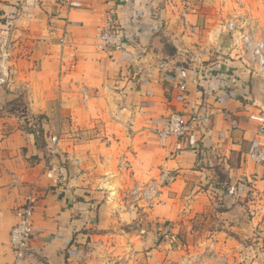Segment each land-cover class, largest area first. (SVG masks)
Instances as JSON below:
<instances>
[{"label": "crops", "instance_id": "1", "mask_svg": "<svg viewBox=\"0 0 264 264\" xmlns=\"http://www.w3.org/2000/svg\"><path fill=\"white\" fill-rule=\"evenodd\" d=\"M192 1L0 0V95L8 93L10 101L26 90L29 102H40L44 87L52 96L57 72L50 65L57 62L63 81H78L88 92H112L122 102H146L141 118L129 124L134 130L120 141L128 151L137 146L132 179L158 184L163 170L173 175L160 185L162 203L132 225L138 217L133 205L121 200L115 208L110 189L88 196L66 175L67 187L58 186L63 172L46 163L35 134L14 126L20 122L16 114L1 112L0 264H159L151 228L163 231L175 214L169 203L184 213L215 201L224 205L227 219L213 238L229 261L264 264V170L250 157L264 144V132L251 118L264 114L262 78L251 80L236 60L204 63L213 59L211 52L184 49L188 32L202 24L200 6ZM110 24L113 44L99 40L100 49L83 37ZM172 113H209L211 123L158 141L155 129ZM29 197L36 199L34 236L27 254L17 258L9 236Z\"/></svg>", "mask_w": 264, "mask_h": 264}, {"label": "rangeland", "instance_id": "2", "mask_svg": "<svg viewBox=\"0 0 264 264\" xmlns=\"http://www.w3.org/2000/svg\"><path fill=\"white\" fill-rule=\"evenodd\" d=\"M242 1L243 3L240 5L237 0H193L194 8L197 7V4L200 6L199 10L203 15L202 24L193 33L188 32L190 36L182 41L184 49L196 53L211 52L213 59L209 60L205 57L202 59L204 63L225 61L223 59L226 58L238 61L241 68L245 70L249 69L245 57L242 56V52L236 46L232 36L225 33L224 23L233 17L248 19L252 17L254 21L257 20L264 27V0ZM98 33L97 31L86 32L83 37L92 39L93 42L95 40L99 45L100 34ZM54 37L62 40L60 34H56ZM101 44L105 43L101 42ZM165 44L167 50L170 51V44ZM99 46L101 47V45ZM92 51L96 52L95 49ZM220 55L222 58L217 57ZM50 68L57 72L55 76L56 89L52 96H47L49 92L43 86L39 92L40 102H29L30 92L26 93V90L22 95L10 101H8L10 96L6 93L0 95V105L2 106L0 113L9 111L16 114L20 118V122L14 126L35 134L37 143L45 150L46 163L51 167L56 165L60 172H63L58 174V186L67 187L64 186L65 179H63L66 175L68 179L72 177L76 180L71 185L73 188L85 189L84 194L88 196L104 188L110 189L115 208L118 207V202L121 203V200L126 203L129 200V203L133 205V210L136 211L138 217L131 224L137 226L143 212L149 213L151 208L162 203L158 198L160 185L170 182L173 177L169 171L170 176L164 181V173L167 171L163 170L159 177L162 181L158 184L153 181L136 184L132 179L134 170L131 166L133 160L131 152H137V146H133V149L128 151L126 145L120 141H125V135L134 130L129 124H133L132 121L141 118V111L146 102H141V100L122 102V99L117 95L112 92L104 93L101 89L88 92L87 88L78 81L73 79L63 81L61 63L55 62L50 65ZM247 74L251 80L254 79L251 70H248ZM255 76L257 75L255 74ZM237 78L241 79V77ZM260 81L264 90V78ZM151 103L154 106L160 105L159 102ZM160 129L159 126L155 129L158 141L165 142L164 140L167 139L178 138L176 136L164 138L158 132ZM53 136L58 137L56 144L50 141V137ZM151 144L153 146L156 143ZM162 145L164 144L162 143ZM119 148H121L120 151ZM32 161L35 160L32 159ZM80 178L81 182L78 180ZM152 188H154L152 194L156 195V201L153 205H147L143 192L152 190ZM169 204L172 205L170 208H174L175 214L168 216V221L163 224V231H159L157 227L151 228L154 233L153 246L157 248L156 258L160 261L159 264H177L176 262L185 251L198 250L200 254L206 256V252L202 248L204 247L203 243L211 242L208 240L215 241L213 231L222 228L227 219L222 213L225 209L224 205L215 201L211 204L207 203L203 211L187 212L184 209V213H181L177 212V210H181L180 205L172 202ZM183 204V208L191 205L190 202ZM166 226L168 230L164 232ZM251 236L245 237L248 243H251L254 238ZM216 259L206 258L205 261L219 264L220 260Z\"/></svg>", "mask_w": 264, "mask_h": 264}, {"label": "built area", "instance_id": "3", "mask_svg": "<svg viewBox=\"0 0 264 264\" xmlns=\"http://www.w3.org/2000/svg\"><path fill=\"white\" fill-rule=\"evenodd\" d=\"M242 5V0H237ZM247 19V20H246ZM254 18L233 17L224 23V31L229 36H232L236 46L242 52V56L247 61L249 70L257 76L264 78V27L261 26ZM113 23V22H112ZM112 25L110 24L104 29L99 37L105 44L114 43V37L112 32ZM223 31V30H222ZM223 31V32H224ZM251 118L256 120L259 124L260 131L264 132V114L251 115ZM211 114H185V113H172L169 116L168 122L158 132L164 138L168 136H176L178 138L184 137L191 132L198 129L208 128L210 124ZM50 141L56 144L58 141L57 136L50 137ZM251 159L257 164L263 167L264 170V144L255 149L250 154ZM169 173H164V181L169 178ZM154 188L143 192L144 199L147 205H153L156 201V195L152 194ZM36 199L33 197L27 198L26 202L18 209V221L11 228L10 231V245L17 258L24 257L29 251L31 240L34 236L33 230V214L35 209ZM211 242L203 243V250L206 252V256H203L198 250L186 252L181 255L177 264H214L209 263L205 259H219V264H242L241 262H231L224 252L221 250V246L213 240ZM211 253V255H208ZM216 259V260H217ZM218 262V261H216Z\"/></svg>", "mask_w": 264, "mask_h": 264}]
</instances>
